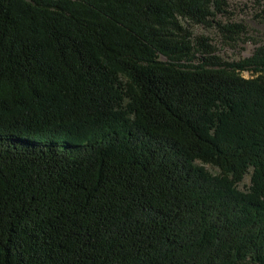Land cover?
I'll use <instances>...</instances> for the list:
<instances>
[{
  "label": "trees",
  "instance_id": "trees-1",
  "mask_svg": "<svg viewBox=\"0 0 264 264\" xmlns=\"http://www.w3.org/2000/svg\"><path fill=\"white\" fill-rule=\"evenodd\" d=\"M230 16L0 0V264H264V45L194 32Z\"/></svg>",
  "mask_w": 264,
  "mask_h": 264
},
{
  "label": "rangeland",
  "instance_id": "rangeland-1",
  "mask_svg": "<svg viewBox=\"0 0 264 264\" xmlns=\"http://www.w3.org/2000/svg\"><path fill=\"white\" fill-rule=\"evenodd\" d=\"M232 16L228 18L220 17L223 23H242L247 30L241 36L240 41L230 43L225 41L221 32L217 28L196 26L195 35H207L213 39V44L218 49V55L226 61H236L251 55L255 48L264 45V14L253 3L247 0H228ZM259 15H262L260 17ZM249 76L250 73H246ZM207 169L213 173L216 169L207 166ZM249 184V177L241 184Z\"/></svg>",
  "mask_w": 264,
  "mask_h": 264
}]
</instances>
